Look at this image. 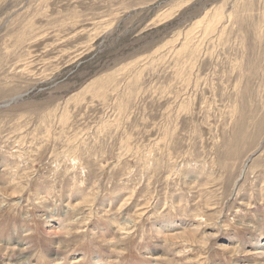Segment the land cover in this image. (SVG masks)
<instances>
[{"label":"rangeland","instance_id":"rangeland-1","mask_svg":"<svg viewBox=\"0 0 264 264\" xmlns=\"http://www.w3.org/2000/svg\"><path fill=\"white\" fill-rule=\"evenodd\" d=\"M263 243L264 0H0V264Z\"/></svg>","mask_w":264,"mask_h":264},{"label":"bare ground","instance_id":"bare-ground-1","mask_svg":"<svg viewBox=\"0 0 264 264\" xmlns=\"http://www.w3.org/2000/svg\"><path fill=\"white\" fill-rule=\"evenodd\" d=\"M6 105V104H5ZM261 247L264 249V243L261 245ZM3 260V259H2Z\"/></svg>","mask_w":264,"mask_h":264}]
</instances>
